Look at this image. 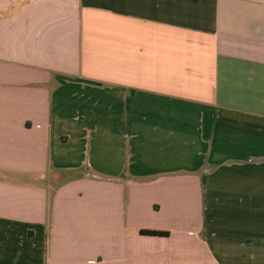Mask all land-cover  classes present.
<instances>
[{
	"label": "crops",
	"instance_id": "0c3cea01",
	"mask_svg": "<svg viewBox=\"0 0 264 264\" xmlns=\"http://www.w3.org/2000/svg\"><path fill=\"white\" fill-rule=\"evenodd\" d=\"M0 264H264V0H0Z\"/></svg>",
	"mask_w": 264,
	"mask_h": 264
},
{
	"label": "trees",
	"instance_id": "16d2710c",
	"mask_svg": "<svg viewBox=\"0 0 264 264\" xmlns=\"http://www.w3.org/2000/svg\"><path fill=\"white\" fill-rule=\"evenodd\" d=\"M143 234L152 236H167L168 233L158 232V231H142Z\"/></svg>",
	"mask_w": 264,
	"mask_h": 264
}]
</instances>
